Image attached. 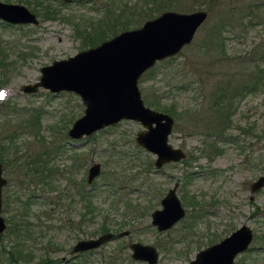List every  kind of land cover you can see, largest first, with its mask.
Listing matches in <instances>:
<instances>
[{
  "label": "rangeland",
  "instance_id": "1",
  "mask_svg": "<svg viewBox=\"0 0 264 264\" xmlns=\"http://www.w3.org/2000/svg\"><path fill=\"white\" fill-rule=\"evenodd\" d=\"M0 1L21 3L39 19L37 25L21 26H8L0 19V46L7 56V65L0 66V110L6 105L19 113L3 118L0 136L15 129L21 133L8 144V150H18L20 162L15 165L10 156L3 164L7 184L3 188L2 215L6 229L1 234L0 249L2 245L8 247L12 237L9 225L20 222L18 215L24 206L25 218L31 224L26 242L34 256L30 264H37L45 256L64 264H147L131 260L128 244L135 241L158 249L157 264H187L199 250L242 225L251 228L253 240L247 250L236 256L235 264H264V187L255 193L250 190V184L264 168V86L236 100L229 127L220 133L208 128L210 122L219 119L210 108L209 93L214 84L227 78L237 83L248 80L250 74L244 61L254 51H262L264 57V21L257 16L262 15L263 8L257 14L247 12L243 23H234L233 29L222 16L235 5L255 10L259 0H195V4L193 0H181L186 7L174 9H203L208 17L189 45L174 57L158 62L155 70H149L139 80L147 106L159 111L149 102L159 101L162 95L160 105L179 114L174 117L169 143L183 149L186 158L160 170L154 168L155 156L135 142L136 133L143 129L139 122L122 120L74 140L68 137L67 130L84 111L77 94L52 93L43 88L31 94L20 90L21 85L39 80L42 66L86 49L79 33L88 23L98 26L106 11L104 5L110 0ZM142 1L128 0V4ZM47 5L57 10L54 18L42 17ZM215 27L222 28L217 47L221 44L223 51L197 53L198 47L206 46ZM21 113L27 119L30 114L40 115L37 133L21 126ZM209 143L218 150L211 155ZM57 145L60 151L50 153L42 163L54 173L48 176L44 169L43 175L48 177L42 178L40 173L26 177V173H34L26 161L46 148L54 151ZM96 162L101 164L100 174L88 184V169ZM19 169L21 186L16 185ZM39 179H44L45 184ZM176 182L186 215L171 229L158 232L151 225L150 214L162 208L160 200ZM81 185L91 192L93 214L76 193ZM191 199L197 201L193 211L200 207L204 212L196 221L190 218ZM102 226L114 234L127 230L129 235L115 237L91 253L70 255L78 240L102 234Z\"/></svg>",
  "mask_w": 264,
  "mask_h": 264
},
{
  "label": "water",
  "instance_id": "2",
  "mask_svg": "<svg viewBox=\"0 0 264 264\" xmlns=\"http://www.w3.org/2000/svg\"><path fill=\"white\" fill-rule=\"evenodd\" d=\"M61 1L69 3L73 0ZM207 17L208 12L203 9L163 11L138 27L120 31L73 56L42 66L39 80L21 85L20 90L31 94L43 88L52 93L67 91L77 94L84 111L67 130L68 137L74 140L90 136L122 120L139 122L143 129L136 133L135 142L155 156L154 168L160 170L165 165L185 159L186 153L169 143L174 117L145 104L139 80L158 62L175 56L189 45ZM0 19L13 25L39 23L37 15L21 3L0 1ZM100 171L101 164L93 163L88 169L87 183L91 184ZM6 184L0 161V234L6 229L2 215L3 188ZM178 186L176 182L169 188L160 200L162 208L150 214L151 225L160 232L171 229L186 215L177 196ZM262 187L264 168L250 184V190L255 193ZM128 233L127 230L116 235L105 232L94 238L78 240L69 253L75 255L98 249L115 237ZM252 240L253 231L242 225L220 241L199 250L187 264H235L236 256L247 250ZM128 246L132 260L158 263L159 251L154 245L135 241Z\"/></svg>",
  "mask_w": 264,
  "mask_h": 264
},
{
  "label": "trees",
  "instance_id": "3",
  "mask_svg": "<svg viewBox=\"0 0 264 264\" xmlns=\"http://www.w3.org/2000/svg\"><path fill=\"white\" fill-rule=\"evenodd\" d=\"M19 1L24 2L23 0H19ZM180 1L181 0H143L142 2L129 5L128 0H110L108 3L106 2V4L104 5L106 11L104 16L100 20L98 26H95L93 23H88L85 25L82 32L80 31L79 33L78 31L77 33L82 35L84 46H87V48L92 47L99 44L101 41L110 38V36L119 33L120 31L140 26L145 20L151 19L165 10H174V9H179L181 7H186L183 6V4H181ZM235 1L240 2L241 0H235ZM261 1L262 0H259V2L257 3L258 8L255 10L246 9L245 6L243 5H235L231 7L229 9L230 11H228V14L226 16L225 15L222 16L223 20L225 19V21L229 22V24L232 25L231 29H233L235 27L233 25L234 23L235 24L243 23V21L246 19L247 12L250 11L257 14L260 13L261 11L260 9L263 8L262 9L263 11H261L262 15H260L261 14L260 13L257 16L262 18L264 21V15H263L264 7H262L264 6V3H262ZM191 3L195 4V0H193V2ZM56 14H57V10L51 9L47 5V7L43 8V14L41 15L43 18H54ZM6 24L8 26L13 25L9 23ZM224 24L225 23L222 22L221 27H223ZM221 34H222V28L220 27L213 28L209 33V38L206 41L207 42L206 46L198 47L197 53L198 52L200 53L201 50H204L203 54H207V53L213 54L216 51H220V50L223 51L221 44L219 45L220 49L217 47L222 39ZM261 52L258 51L252 52L251 56H249L250 59L244 61L246 68L247 70H249L248 72L250 74V78L248 80L237 83L233 81L232 78H227V79H222L214 84L212 91L209 93L210 103H211L210 108L214 109L213 113L216 114L219 117V119L217 121L218 123L210 122L211 126H208V128L214 130L215 133L216 132L220 133L223 130H225V128L230 126L231 124L230 115L234 112L235 102L238 98L243 97L247 93H253L258 91L259 90L258 87L260 85L264 86V66H261L264 57H262ZM6 57H7L6 53L3 51V49L0 46V66L7 65L5 63ZM157 64L149 70L151 71L155 70ZM147 72H145L142 75L140 80ZM158 98L159 101L150 100V102L148 101L149 104L154 107H156L155 105H157L158 106L156 107L157 109H160L162 112L168 113L173 117H177V118L179 117V114H177L171 108L160 105V99L161 100L163 99L162 95H160V97ZM13 113L15 115H19L17 111L10 109L9 106L7 107L6 105L3 106V108L0 110V128H2L4 124L3 118ZM39 117H40L39 114H30L29 119H27L28 118L27 115L21 113V119L19 118V121L21 122V126L26 127V129H28L31 132L37 133L39 129V124H38ZM21 130H23L22 127L20 128V131ZM18 134L20 135L21 133H19V131L15 129L9 131L5 135L0 136V161L2 162V166L3 164L5 165L6 162L10 159V156L14 158L12 163H14L15 165L17 164L18 161L20 162L21 158L17 156L18 150H8L10 147L8 144L12 143L16 139V137L19 136ZM208 145L210 148L209 155H211V153L218 151L214 144L209 143ZM59 148H60L59 145H57L54 151L52 150V152L49 148H46L44 150H41L33 159L26 161V164L29 165L30 169H32V171L34 172L33 174L30 175L29 173H26V177L27 176L37 177L40 173L41 177L45 178L47 175L49 176L53 174L54 169L48 167L47 165H43L42 163L43 160H46L44 157L48 156L50 153L60 151ZM187 161H185V163ZM44 169L48 173L46 176L43 175ZM28 170L29 168L27 166V172ZM19 171H20L18 176L19 181H16L17 186L19 185L21 186V169H19ZM39 181L42 185L45 184L44 179H39ZM76 193L78 194L80 200L84 203V207L87 208V211L93 214L95 209L92 204L91 192L85 191V186L81 185ZM17 199L18 201H20L19 196H17ZM189 204L192 205V211H193V208H195V206L197 205V201L191 199ZM197 209L198 210L193 211L195 213H193L192 211L190 212L191 213L190 218L192 219V221H196L201 217V215L204 214L202 208L198 207ZM26 211L27 210L24 206L21 207V214L18 215L20 216V222L9 225L8 232H10L12 237L10 238L11 240L9 242L8 247L6 248L4 245H2V248L0 249V264H30L31 262H33V258H34L33 251L31 250V247L26 243L28 241L30 235L29 232L31 229V224L25 218L27 217ZM108 231L109 229L104 226L100 228L101 233H105ZM1 239L2 237L0 234V245L2 244ZM37 264H64V263H62V261L54 260L45 256L40 258Z\"/></svg>",
  "mask_w": 264,
  "mask_h": 264
},
{
  "label": "flooded vegetation",
  "instance_id": "4",
  "mask_svg": "<svg viewBox=\"0 0 264 264\" xmlns=\"http://www.w3.org/2000/svg\"><path fill=\"white\" fill-rule=\"evenodd\" d=\"M88 173V172H87ZM87 180V179H86ZM179 187V186H178ZM155 227V226H154ZM156 228V227H155ZM157 230V229H156ZM158 231V230H157ZM158 232H160V231H158ZM118 234V233H117ZM116 235V234H115ZM127 235H129V233L127 234ZM127 235H125V236H127ZM124 237V236H123ZM119 238H121V237H119ZM130 243V242H129ZM129 245V244H128ZM129 247V246H128ZM72 248V247H71ZM71 250V249H70ZM94 250H89V251H85V252H82V253H84V254H86V253H89V252H93ZM82 253H78V254H75V255H79V254H82ZM75 255H72V257H74ZM131 258V257H130ZM132 260V259H131ZM144 262V261H143Z\"/></svg>",
  "mask_w": 264,
  "mask_h": 264
}]
</instances>
